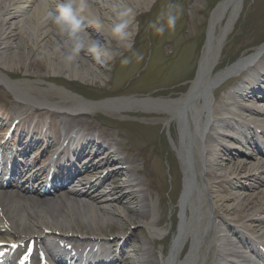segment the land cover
Here are the masks:
<instances>
[{"label": "bare ground", "instance_id": "obj_1", "mask_svg": "<svg viewBox=\"0 0 264 264\" xmlns=\"http://www.w3.org/2000/svg\"><path fill=\"white\" fill-rule=\"evenodd\" d=\"M59 2L0 0V83L26 114L19 132L11 133L0 146L10 145L11 150L10 157H1V170L8 161L9 174H0V245L9 250L4 248L7 252H0V264L13 261L20 245L19 241L12 242L15 238L30 240L33 253L38 252L37 246L44 247L57 263L91 264L93 260L82 254L62 256L60 246L71 231H83L90 224L96 229L103 227L101 233H120L94 237L96 243L113 250L108 264H264V146L255 144V140L264 143V88L260 85L264 84V43L225 68L215 70L239 0H225L213 11L195 77L186 91L178 95L180 90L174 89L169 97L122 96L101 100H90L42 82L50 73L60 79L66 75L71 83L96 85L111 62L104 56L109 43L105 37L111 36L129 47L127 42L132 38L127 30L137 20V11L148 9L151 2L86 0L88 9L79 15L78 35L69 42L70 46L81 44L82 51L71 65L63 62L61 54L53 52L63 38L48 19V13L55 11ZM118 24L125 25L119 36L114 34ZM93 45L97 46L96 54L90 51ZM9 48H13L12 53H8ZM49 52L53 54L46 55ZM12 60L27 65L25 78L8 77L5 65ZM231 76L238 78L236 84L215 99L214 88ZM139 110L178 121V131L170 132V139L182 170L166 146L153 144L149 148V158L166 159L174 170L168 230L162 226L166 204L161 205L160 201L156 209L148 198L150 193L160 190L141 157L150 143L136 155L124 140L112 131H104L102 123L98 126L94 122L95 118L99 120L96 111L113 116ZM12 119V112L0 113V137ZM225 126L234 131L229 138V132H220ZM48 137H57L63 147L51 171L55 175L69 173L63 180L68 184L61 192L41 196L38 188L43 183L28 180L26 183L31 184L22 189V182L11 179V175L21 174L27 168L24 165L20 170L14 158L19 145L24 151L32 148L38 157H44L49 147L43 148L41 143ZM225 139L227 143L222 142ZM109 143L129 155L128 167L122 168L123 159L117 152L107 150ZM137 158H141L140 166L135 164ZM106 168L100 180L83 178V174ZM222 168L224 172H219ZM128 173L131 181H123L122 176ZM4 174L10 175L7 181L3 180ZM143 180L150 181L151 188H144ZM103 185L109 189L98 190ZM142 227L149 237L134 258L125 247L132 237L143 234ZM129 228V235H125Z\"/></svg>", "mask_w": 264, "mask_h": 264}, {"label": "rangeland", "instance_id": "obj_2", "mask_svg": "<svg viewBox=\"0 0 264 264\" xmlns=\"http://www.w3.org/2000/svg\"><path fill=\"white\" fill-rule=\"evenodd\" d=\"M147 1L151 2L149 8L147 9L145 7L138 10L137 20L135 22L133 21L127 30V34H130L132 38V40L127 42L130 45L129 47L123 46L119 40L112 39L111 36L105 37L109 41L106 50L108 54L123 53V55H117L114 60H111L109 65L105 66L106 73L102 74L101 79L96 85L86 86L81 83H71L66 79L68 77L66 75H64L63 79H60L52 76L50 73V77L44 79L45 81L42 82V85L49 83L54 86L63 87L90 100L122 96L169 97L174 89L180 90L178 95L186 91L190 82L195 77L200 53L206 40L210 14L221 0ZM169 3H179L183 8V15L177 23L175 32H166L163 36H158L148 25ZM111 40L114 41L110 42ZM8 42L10 45L12 44V40ZM263 42L264 0H243L241 12L226 42L222 46L218 65L215 70L223 69L237 61L243 55L253 52ZM12 51L13 48L8 49V53H12ZM134 53L141 54L143 59L137 61ZM124 57H130L132 59V62L127 66H123L120 62ZM5 67L9 78H25L23 74L27 69V65L19 64L15 60H12L8 61ZM237 81L238 78L234 77L218 85V87L214 88L213 97L217 99L225 95L229 88L234 86ZM260 85L264 88V84ZM3 86L0 83V113L10 111L11 109H21L20 107L22 105H17L13 94L5 90ZM96 116L99 120L95 118V124L100 126L102 123L104 125L102 126L104 131H112L116 134L117 138L124 140L125 145L130 147L131 153L138 155L139 151L141 150L142 152L143 147H146L150 143L149 147L143 150L145 153L141 157L145 160L146 171L153 173L155 176V184L160 186V190L150 193L151 197L148 196V198L152 201L156 209H158V203L160 204V201L161 205L163 203L166 204L162 226L165 230H168L169 216L172 209L169 192L172 189V181L174 184V180L172 179V175L174 177V170L171 169L170 163L166 159L149 158V148L153 144L166 146L175 156L178 168L182 170L170 139V132L178 131V121L171 118L170 120L168 118L165 119L155 114L143 113L140 110L135 112L125 111L113 116H106L99 113ZM220 132L222 134L228 132L226 131V126L221 127ZM222 142L227 143V139ZM255 144L261 147L264 146L263 141L260 140H255ZM144 155H147L148 158ZM141 163V158H137L135 164L140 166ZM222 169L219 172H224V168ZM152 185L150 181L143 180L144 188H148V186L151 188ZM64 189L65 185L62 183L53 186H44L39 189V194L41 196H51L54 195V192L58 193ZM98 190L106 191L108 187L101 186ZM88 226V229H82L83 231H80L81 233L77 231H71L70 233L79 235L80 237L77 239L80 241L85 236L110 237L120 234L119 232L104 230L106 228L101 233L100 229L103 227L96 229L94 226L91 227V224ZM135 228L132 227V229ZM142 229L143 234H137L136 238L132 237L125 247L128 254L134 258L137 256V251L135 250L136 245L130 247L131 241L134 240L137 244L139 242L145 244V240L149 237L147 230L144 227ZM130 230L129 228L125 235H129ZM24 247L25 245L20 249ZM20 249L18 250L19 258L23 260L27 257L28 251L26 249ZM159 249L160 245L158 244L157 251Z\"/></svg>", "mask_w": 264, "mask_h": 264}, {"label": "clouds", "instance_id": "obj_3", "mask_svg": "<svg viewBox=\"0 0 264 264\" xmlns=\"http://www.w3.org/2000/svg\"><path fill=\"white\" fill-rule=\"evenodd\" d=\"M88 4L86 0H60L57 4L55 11L48 13V19L55 26L58 34L63 38V43L53 49L54 53L62 55L63 62L71 65L75 62L76 57L82 51V45L79 43H73L69 45L70 41H74L78 35L81 24L79 21L80 13L86 12ZM183 15V8L179 3H169L164 10H162L156 18L148 25L150 29L158 36H163L166 32H175L177 23ZM125 25L118 24L114 28V34L119 36L123 33ZM70 47V51L68 50ZM93 54H96L97 46L93 45L90 48ZM53 52L46 53V55H52ZM117 55H123V53H114L109 55L106 51L104 56L109 60H114ZM137 61L142 60L143 56L139 53H134ZM99 60V56H96ZM121 64L127 66L132 62L130 57H124L121 59Z\"/></svg>", "mask_w": 264, "mask_h": 264}, {"label": "water", "instance_id": "obj_4", "mask_svg": "<svg viewBox=\"0 0 264 264\" xmlns=\"http://www.w3.org/2000/svg\"><path fill=\"white\" fill-rule=\"evenodd\" d=\"M222 2H224V1H222ZM222 2H221V3H222ZM241 2H242V0H239V4H238L237 9L235 10V13H234V16H235V17L237 16L238 11H239V9H240V7H241ZM221 3H220V4H221ZM220 4H218V5H220Z\"/></svg>", "mask_w": 264, "mask_h": 264}]
</instances>
